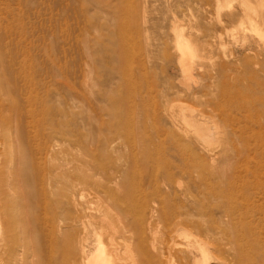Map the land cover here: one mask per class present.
<instances>
[{"label":"rangeland","instance_id":"374dc122","mask_svg":"<svg viewBox=\"0 0 264 264\" xmlns=\"http://www.w3.org/2000/svg\"><path fill=\"white\" fill-rule=\"evenodd\" d=\"M263 179L264 0H0V264H262Z\"/></svg>","mask_w":264,"mask_h":264},{"label":"bare ground","instance_id":"6f19581e","mask_svg":"<svg viewBox=\"0 0 264 264\" xmlns=\"http://www.w3.org/2000/svg\"><path fill=\"white\" fill-rule=\"evenodd\" d=\"M244 15L246 16V17H248L249 19H250V21L252 22L254 19L252 18V17H249V15L247 14V13H244ZM249 21V22H250ZM250 22V23H251ZM256 23V22H255ZM181 64H182V60H181V62H180ZM184 66V68H185V70L187 71V70H190L189 69V67L187 66V65H183ZM212 77H213V75H212ZM214 77H215V75H214ZM258 107V106H257ZM193 117V116H192ZM188 118V117H187ZM255 118V117H254ZM192 120H193V118H191ZM189 120V119H188ZM196 132V131H195ZM196 134V133H195ZM188 137V136H187ZM192 140V139H191ZM189 145V144H188ZM188 148V147H187ZM190 151V150H189ZM78 160V159H77ZM187 160V159H186ZM86 162V161H85ZM82 164V163H81ZM87 166V165H86ZM73 170H77V171H79L78 169H80L79 167H78V169H75V167L73 166ZM83 169H85V168H83ZM93 170V169H92ZM97 170V169H96ZM83 170H81V171H79V173L80 172H82ZM85 171H87L86 169H85ZM100 171V170H99ZM93 172V171H92ZM101 172V171H100ZM85 173V172H84ZM84 173H82V174H84ZM88 173V172H87ZM99 173V172H98ZM86 174V173H85ZM84 174V175H85ZM95 174V173H94ZM72 175H73V173H72ZM75 175V174H74ZM77 175V174H76ZM79 175V174H78ZM88 175V174H87ZM92 175V174H91ZM93 176V175H92ZM72 177V179H73V176H71ZM81 177H84V176H82L81 175ZM94 177V176H93ZM69 178H70V176H69ZM75 178V177H74ZM77 179V178H76ZM67 180H68V177H67ZM80 180V179H79ZM102 181V180H101ZM171 181V180H170ZM169 181V182H170ZM260 181H261V179H260ZM78 182V181H77ZM81 182V181H80ZM89 182V181H88ZM91 182H94V181H92L91 180ZM91 182H90V184H91ZM263 182H264V179H263ZM95 183V182H94ZM82 184V183H81ZM97 184V183H96ZM259 184V183H258ZM83 185H84V183L82 184V187H83ZM78 186V185H77ZM88 186H89V184H88ZM87 186V187H88ZM99 186V185H98ZM72 187V186H71ZM85 187H86V183H85ZM94 187V186H93ZM81 188V187H80ZM84 188V187H83ZM91 188H92V186H91ZM95 188V187H94ZM72 189V188H71ZM87 189V188H86ZM85 189V190H86ZM93 189V188H92ZM98 189H100V188H98ZM101 189H103V186L101 187ZM263 189V188H262ZM75 190H78V189H75ZM79 191V190H78ZM77 191V192H78ZM83 191V190H82ZM95 191V190H94ZM105 191V190H104ZM91 193V192H90ZM120 197V196H119ZM115 198V197H114ZM120 199V198H119ZM118 200V199H117ZM260 201V202H259ZM242 206V208H250L251 209V215H250V218L248 219V222L249 223H253L254 222V219H253V212H255L256 214H258L259 213V217H258V219L261 221V222H263L262 224H260V221L257 219V222L254 224V227L256 228L255 229V231H253V229H248L249 231H251V236L253 237V243L255 244V246L257 247V249L260 251V256H261V259H262V264H264V191L262 192V193H259V194H256L255 195V199H251V198H243L242 199V201L240 202V204H239V206ZM2 206H4V205H2ZM234 206V205H233ZM233 206H231V207H229V210H227L228 212H226V214L227 215H229L230 216V214L231 213H233L234 211H236V210H238V207L239 206H236V209L235 208H233ZM6 208V207H5ZM2 209V208H1ZM8 212L6 211V214L4 215V216H6V217H1V218H3V219H8V217H7V215H11V213H9V214H7ZM19 213V212H18ZM28 213V212H27ZM1 214H3V213H1ZM144 214V213H143ZM143 214H141V216L143 215ZM19 215H21V214H19ZM18 215V216H19ZM26 213H25V217H26ZM0 216H2V215H0ZM16 216H17V214H16ZM18 216H17V218H18ZM226 216V215H225ZM10 217V216H9ZM14 217H15V215H14ZM20 217V216H19ZM24 217V216H23ZM27 217H28V215H27ZM26 217V220L28 219ZM144 216L142 217V218H140V219H138L137 221V229L134 231V235H133V237L132 238H134V241H132L133 242V244L135 243V247L137 248V251H138V253H140L141 254V256L144 258V260H145V262H146V264H151L152 263V258L150 257V254H148L146 251H147V249L145 248V240H146V234H145V228H144V226H143V223H145L146 221H143L144 219ZM228 218V217H227ZM21 219V218H20ZM20 219L18 218L17 220L18 221H20ZM164 222H165V226L167 227V226H169L170 225V227H168L167 228V233H166V236L164 237V242H163V245H164V249L166 250V251H168V252H173L174 254H175V256L176 255H180L181 254V252L182 251H180V249H179V244L174 240V238H173V235H171L170 233L172 232V231H176V229H174L176 226H178L179 224H180V226L182 225V224H190V225H195V227H197V229H199L198 231L199 232H201V231H203V232H205V233H208V230H209V228L208 227H206L205 226V224L203 223V224H201L200 222L198 223V222H196V221H194V220H192V219H189L186 215H185V213H181L180 211H177V210H174V211H172L171 213H169V214H166V215H164ZM15 220V218L13 219V221ZM16 220V221H17ZM22 220V219H21ZM24 220V219H23ZM29 220V219H28ZM4 221V220H3ZM6 221V220H5ZM15 221V222H16ZM17 221V222H18ZM25 221V220H24ZM23 222V221H22ZM11 223V222H10ZM18 223H20V222H18ZM18 223H17V227H19L20 226V224H19V226H18ZM25 223H26V221H25ZM7 224V223H6ZM54 224V223H53ZM7 225H9V224H7ZM11 225V224H10ZM16 225V224H15ZM26 225H28V224H26ZM210 225V224H209ZM1 226V225H0ZM8 227V226H7ZM6 227V229H5V231H6V233H8V231H9V229ZM20 227H22V226H20ZM17 229V228H16ZM15 229V230H16ZM19 229V228H18ZM23 229V228H22ZM22 229H19L20 231L22 230ZM11 230H13V229H11ZM179 230V229H178ZM201 230V231H200ZM4 231V230H3ZM14 232H17L18 233V231L16 230V231H14ZM178 232V231H177ZM235 232H237V231H235ZM238 232H239V230H238ZM204 233V234H205ZM5 236H6V234L5 233H3ZM9 234V233H8ZM8 234H7V236H6V238L8 237ZM126 234V233H125ZM124 234V235H125ZM217 234V233H216ZM16 235V234H15ZM132 235V234H131ZM130 235V236H131ZM189 235V234H188ZM206 235V234H205ZM237 235V234H236ZM12 236V235H11ZM11 236H9V237H11ZM129 236V237H130ZM245 236V235H244ZM13 237V236H12ZM11 237V238H12ZM193 237V236H192ZM232 237V236H231ZM6 238H4L5 240H7ZM123 238H124V236H123ZM125 238H127V237H125ZM241 238H242V236H241ZM244 238V237H243ZM233 239V238H232ZM4 240V241H5ZM12 239H10V241H11ZM25 240V239H24ZM24 240H22V241H24ZM130 240H132L131 239V237H130ZM10 241L9 240H7L5 243H7V242H9L10 243ZM21 241V240H20ZM26 241V240H25ZM186 241L189 243V244H191V242H192V245L196 248V250L198 251V253H199V258H196L195 259V261H194V263H192V264H218L219 263V260L217 259V257H215L214 256V254H213V252L211 251V248H212V246L211 245H209V244H204V242L202 243L198 238H195L193 241L192 240H189V239H186ZM238 241H239V243H240V239L238 238ZM131 242V241H130ZM131 242V243H132ZM4 243V242H3ZM3 243H2V245H3ZM9 243H8V245H9ZM22 243V242H21ZM24 243V242H23ZM26 243V242H25ZM24 243V244H25ZM117 243V242H116ZM215 243V242H214ZM238 243V244H239ZM112 244V243H111ZM130 244V243H129ZM8 245H3L4 247H6L7 248V246ZM10 245H11V243H10ZM9 245V246H10ZM22 244H20V246H21ZM131 245V244H130ZM220 245V244H219ZM24 246V245H23ZM26 246H27V244H26ZM235 245H233V247H234ZM246 246V245H245ZM248 246H249V244H248ZM252 246V245H251ZM250 246V247H251ZM25 247V246H24ZM24 247H23V249H24ZM31 247V246H30ZM133 247V246H132ZM239 247V246H238ZM1 248V247H0ZM22 248V247H21ZM26 248V247H25ZM215 248V247H214ZM218 248V247H217ZM12 249V248H11ZM114 249V248H113ZM118 249V248H117ZM134 249V248H133ZM146 249V250H145ZM235 249V248H234ZM248 249H250V248H248ZM136 250V249H135ZM215 250V249H214ZM19 251V250H18ZM24 251H25V249H24ZM134 251V250H133ZM239 251H240V254H238V256H237V258L235 259L234 258V260L230 263H226V264H244L243 263V261L242 260H247L245 257H246V254H248V253H250L249 252V250H247V248L246 247H239ZM10 252V251H9ZM21 252V251H20ZM20 252H18V253H20ZM100 252V251H99ZM97 253L96 254V256L92 259V262H91V264H103L105 261H107V259H106V257H105V253L104 252H100V253ZM132 252V251H131ZM233 252V251H232ZM236 251H234L233 253H235ZM23 253V252H22ZM104 253V254H103ZM238 253V252H237ZM8 254V253H7ZM33 254V253H32ZM252 254V253H251ZM131 255H132V253H131ZM18 256H19V254H18ZM17 256V257H18ZM20 257V256H19ZM133 257V256H132ZM197 257V256H196ZM5 258V257H4ZM120 258V257H119ZM195 258V257H194ZM1 260H3V259H1ZM232 260V259H231ZM11 261V260H10ZM109 261H110V259H109ZM6 262V261H5ZM119 262V261H118ZM12 263V262H11ZM120 263H122V262H120ZM166 263L167 264H170V262L168 263L167 261H166ZM260 263H261V261H260ZM116 264H118V263H116ZM246 264H257V259L254 257V255L252 254V257H251V259L250 260H248V263H246Z\"/></svg>","mask_w":264,"mask_h":264}]
</instances>
